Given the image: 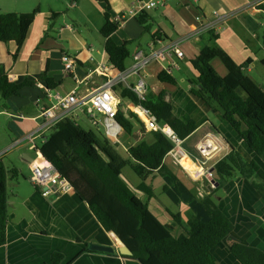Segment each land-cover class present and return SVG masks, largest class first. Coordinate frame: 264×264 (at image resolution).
Masks as SVG:
<instances>
[{"label": "crops", "instance_id": "1", "mask_svg": "<svg viewBox=\"0 0 264 264\" xmlns=\"http://www.w3.org/2000/svg\"><path fill=\"white\" fill-rule=\"evenodd\" d=\"M164 2L163 7L147 11L153 24L151 32L158 31L162 36L153 43L135 16L127 14L134 7V0H0V13L27 14L38 9L26 28L22 49L15 60V44L0 43V76H7L10 82L26 80L32 83L18 96L6 101L0 99V160L6 168L18 172V176L6 184V242L0 246V264H49L54 253L62 255L60 264H140L131 257L119 255L120 244L116 237L104 231L73 190L60 198L42 197L28 181L29 164L42 158L38 145L50 131L44 129L43 121L38 117L41 106L48 104L43 97L42 87L46 88V84L41 77L46 69V77L55 85L52 92L61 95L75 92L78 99H87L108 80L131 90L138 78L132 76L122 80L121 75L130 70L136 50L147 51L151 46L160 50H170L174 45L179 47L183 59L170 71L175 85L157 80L158 73L167 64L152 63L140 76L144 78L146 94L165 92L173 115L185 123L193 121L196 130L182 140L184 154L179 162L166 155L163 167L167 173L157 171L146 181L152 189V197L147 198L136 191L139 183L125 176L123 171L121 174L136 197L147 203L149 212L163 225L170 226L174 235L183 233L182 226L189 216L203 222L208 220L200 205V199L214 189L207 174L212 173L214 180L213 167L228 154L229 146L246 161H254L264 170V161L247 147L220 112L191 94L198 77L192 62L200 50L210 44L212 35L217 37L215 44L236 65L249 61L243 74L251 84L250 89L257 95L262 93L264 0ZM106 12L111 22L116 16L125 15L110 36L111 40L117 45L133 42L122 73L110 65L104 50L105 41L100 35ZM64 52L76 60V67L69 73L61 62ZM168 60L169 63L173 61L172 58ZM210 65L220 77L227 76L219 59H212ZM114 96L121 109L132 112L134 106L131 103ZM72 112L70 118L73 117L77 125L92 130L85 115L77 110ZM130 123L129 135L122 129L119 134L122 141L118 136L116 144L109 142L113 147L121 146L126 156L130 147L142 141L153 143L151 133L140 121L131 119ZM30 136L35 138L36 149H32ZM203 144L208 147L207 156L200 152ZM6 161L9 165H5ZM217 196L219 210L233 225L230 236L245 246L264 252V199L250 182L234 178ZM172 215L179 216L181 226L173 221ZM90 244L109 247L114 252L93 253L88 249ZM211 253L216 264H240L229 251L228 239L217 244Z\"/></svg>", "mask_w": 264, "mask_h": 264}, {"label": "trees", "instance_id": "2", "mask_svg": "<svg viewBox=\"0 0 264 264\" xmlns=\"http://www.w3.org/2000/svg\"><path fill=\"white\" fill-rule=\"evenodd\" d=\"M37 13L38 9L27 14L0 13V43L15 44L14 60L22 49L26 28ZM135 20L150 35L152 42L162 38L158 31L151 32L153 24L147 11L138 13ZM119 26L120 23L109 20L106 12L100 35L105 41L104 50L110 65L122 73L125 71V62L130 58L129 47L133 42L117 45L111 40L110 36ZM216 40L217 37L212 35L210 44L203 47L192 62L198 77L193 83L191 94L212 110L219 111L247 147L264 161V90L257 95L250 89L251 84L243 74L249 61L241 66L236 65L215 44ZM214 58L219 59L226 68V77H220L210 65ZM47 73L46 69L41 77L46 89L51 91L55 85L46 77ZM157 80L175 85L173 77L166 71L158 73ZM30 84L26 80L21 83L10 82L7 76L2 75L0 99L6 101L16 97ZM112 91L121 101H127L134 107L140 105L152 112L156 122L167 124L181 141L196 130L193 121L185 123L173 115L165 92L147 93L143 100H139L121 83L114 85ZM131 119L138 120L133 112L119 107L115 120L128 135L132 130ZM150 133L153 143L142 141L130 147L124 159L115 152L108 140L92 130L83 129L71 118H63L51 128L45 141L38 145V150L88 206L104 231L114 234L129 249L133 260L140 264H216L211 250L228 239L233 230L232 223L217 206V192L228 181L241 178L250 182L264 199V170L254 161H246L229 146L228 154L213 167V181L217 187L200 199L208 220L203 222L195 216H189L185 226H182L183 233L174 235L172 228L159 222L149 212L147 203L140 201L121 178L124 168L129 167L140 180L136 191L147 198L153 196L146 181L157 171L160 174L167 173L163 160L173 148V143L161 132ZM17 176L16 169L6 168L0 160V246L6 242V184ZM172 219L181 226L179 216L172 215ZM228 246L231 255L240 264H264V252L236 240H228ZM62 259L61 254L54 253L49 264H60Z\"/></svg>", "mask_w": 264, "mask_h": 264}, {"label": "built area", "instance_id": "3", "mask_svg": "<svg viewBox=\"0 0 264 264\" xmlns=\"http://www.w3.org/2000/svg\"><path fill=\"white\" fill-rule=\"evenodd\" d=\"M164 5V0H134V7H132L127 14L136 16L141 11H149L157 7H163ZM124 16L125 15L116 16L113 18L112 22L121 24L124 20ZM157 42L158 40L153 43ZM170 58L173 60L171 63H169L168 60ZM182 59L183 53L177 45H174L170 50L154 49L153 46L149 47L147 51L139 49L136 50L132 56V66L130 70L124 75L122 74L121 78L125 80V78L136 76L138 80L131 88V91L139 100H143L146 95V86L144 78L140 76V73L150 64L158 63L161 65L167 64L168 66L165 67L163 71L170 74L171 69L177 68V61ZM61 62L64 70L68 73L72 72L76 67L75 58L68 53H62ZM114 85L115 82L112 80L106 81L87 99H78L75 92L61 95L57 92L48 91L46 88L42 87V92L44 93L43 97L48 101V104L41 106L38 117L43 121L44 129L51 130L61 119L70 118L73 113L72 110H77L85 115L92 129L98 133L102 132L106 140L112 144H116L122 129L115 120L119 109V100L113 94L112 87ZM132 108L134 109H132V112L137 116L146 131L161 132L171 140L173 148L167 155L171 156L176 162H179L184 154L181 147L182 141L177 138L167 124H158L152 112L142 108L140 105ZM135 110H138L141 116H139ZM71 119H73V117ZM28 139L30 144L33 145L32 149H36L34 146L35 138L30 136ZM44 141L45 138H43L42 143ZM200 152L203 156H207L209 154L208 147L203 144ZM29 171L30 175L28 181L42 197L53 196L55 198H60L67 192L73 190L69 183L63 179L54 167L44 158L30 163ZM207 178L210 181V186L213 188V174L208 173Z\"/></svg>", "mask_w": 264, "mask_h": 264}, {"label": "water", "instance_id": "4", "mask_svg": "<svg viewBox=\"0 0 264 264\" xmlns=\"http://www.w3.org/2000/svg\"><path fill=\"white\" fill-rule=\"evenodd\" d=\"M119 125V124H118ZM121 128V127H120ZM122 129V128H121ZM40 154V153H39ZM41 155V154H40ZM42 156V155H41ZM43 158V157H42ZM212 185H213V188H216L217 187V184H215L214 181H212ZM114 235V234H113ZM115 236V235H114ZM116 237V236H115ZM116 239L118 240L119 244H120V247L118 248V253L120 256H123V257H131V252L129 251V249L124 245L122 244L119 239L116 237ZM228 240H234L231 236L228 237ZM88 249L89 251L91 252H100V253H107V254H112L114 252V249L112 248H109V247H102V246H97V245H93V244H90L88 246Z\"/></svg>", "mask_w": 264, "mask_h": 264}, {"label": "rangeland", "instance_id": "5", "mask_svg": "<svg viewBox=\"0 0 264 264\" xmlns=\"http://www.w3.org/2000/svg\"><path fill=\"white\" fill-rule=\"evenodd\" d=\"M80 116H82V115H80ZM92 131H94L97 135H99V136H101L103 138L105 137L102 132H101L102 134L101 133H98L94 129H92ZM125 138H129V137L128 136H125ZM118 140L121 142L122 141V137L119 136V139ZM113 148L116 151V153H118L122 158H124V159L127 158V156L125 155V153L122 150L121 146L118 145V146H114ZM5 165H9V163L6 161L5 162ZM123 174L125 176H130L134 182L140 183L139 178L130 170L129 167L124 168Z\"/></svg>", "mask_w": 264, "mask_h": 264}, {"label": "bare ground", "instance_id": "6", "mask_svg": "<svg viewBox=\"0 0 264 264\" xmlns=\"http://www.w3.org/2000/svg\"><path fill=\"white\" fill-rule=\"evenodd\" d=\"M135 111L138 113L139 116H141V113L138 110H135Z\"/></svg>", "mask_w": 264, "mask_h": 264}]
</instances>
